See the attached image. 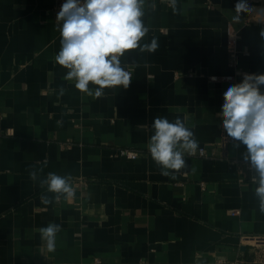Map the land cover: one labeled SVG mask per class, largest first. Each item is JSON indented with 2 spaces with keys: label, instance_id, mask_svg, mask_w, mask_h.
Here are the masks:
<instances>
[{
  "label": "crops",
  "instance_id": "1",
  "mask_svg": "<svg viewBox=\"0 0 264 264\" xmlns=\"http://www.w3.org/2000/svg\"><path fill=\"white\" fill-rule=\"evenodd\" d=\"M236 3L178 0L174 14L168 0H145L150 31L141 43L156 37L159 48L125 52L129 87L97 98L65 80L55 61V0H0V264H229L264 248L258 184L240 183L234 164L219 158L223 93L242 81L211 79L234 72L229 23L239 35L238 69L264 74V12L237 22ZM155 117H179L219 157L185 152L186 167L162 175L148 151ZM118 148L141 155L113 156ZM227 149L243 158L246 146ZM50 172L87 185L56 200L40 184ZM49 223L61 226L51 252L40 234Z\"/></svg>",
  "mask_w": 264,
  "mask_h": 264
},
{
  "label": "clouds",
  "instance_id": "2",
  "mask_svg": "<svg viewBox=\"0 0 264 264\" xmlns=\"http://www.w3.org/2000/svg\"><path fill=\"white\" fill-rule=\"evenodd\" d=\"M173 13L178 11V0H168ZM145 0H65L57 13L60 22V50L55 56L57 64L67 69L64 79L75 81V88L89 96L101 97L105 88L129 87L132 76L122 67L121 57L129 50L155 53L158 39L141 43L150 31L142 20ZM155 7V5H153ZM234 21L244 14L264 12L255 9L248 0H237ZM260 35L264 37V29ZM215 81L216 77H211ZM90 84L98 86L90 88ZM264 74L243 75L241 82L233 84L223 93L224 103L219 116L227 137L246 146L243 160L256 175L252 183L258 184L255 194L264 211ZM63 88L61 94H63ZM147 127V125L142 126ZM151 128L148 151L164 176H174L186 167L184 153L193 154L199 147L192 130L177 117L170 122L166 117H155ZM238 146V145H237ZM183 150V151H182ZM173 170V171H170ZM37 179L35 171L30 173ZM42 187L59 200L74 195L70 176L50 172L40 181ZM45 203L51 201L45 197ZM61 226L49 223L40 228L41 239L48 250L54 251L56 235Z\"/></svg>",
  "mask_w": 264,
  "mask_h": 264
},
{
  "label": "built area",
  "instance_id": "3",
  "mask_svg": "<svg viewBox=\"0 0 264 264\" xmlns=\"http://www.w3.org/2000/svg\"><path fill=\"white\" fill-rule=\"evenodd\" d=\"M251 4H254L256 6H264V0H249ZM65 2V0H55L54 4V12L57 15V13L60 11L61 5ZM227 44H228V50L230 53V66L234 68V72L232 74L224 75V76H212L216 77L217 79L215 81L212 80L214 83H234L238 82L239 80L243 79V75L245 73L250 74L249 72L245 70L238 69V63H237V54H238V40H239V35H238V30L234 27L232 23H229L227 28ZM246 53V52H245ZM224 101L221 104V109ZM221 109L219 113L221 112ZM220 117V116H219ZM221 120V142H222V155L219 157L215 154V152L211 153L209 150L205 147H198L195 153L189 154L190 156L193 157H198V158H224L228 159L232 164H234L236 171L238 173V181L240 183H245V182H251L252 183V177L256 175L254 169L251 168L249 163H246L243 158L240 157H235V158H230L228 155V145L230 142H233L235 140L227 137L226 132L224 131L222 127V118L220 117ZM141 155V152L139 150L131 149V148H118L115 149L113 152V156H122L129 158L131 160H136L139 158ZM87 185V182L85 180H75L72 182V188L74 189V195L70 196L68 198H74L76 188L78 186H85ZM232 214H238V210H233ZM249 261H254L258 262L261 264H264V248H258L257 250L254 251V257L253 259L250 260V257L247 258L244 255L241 257L231 260L228 263L229 264H247ZM99 262V260H97Z\"/></svg>",
  "mask_w": 264,
  "mask_h": 264
}]
</instances>
